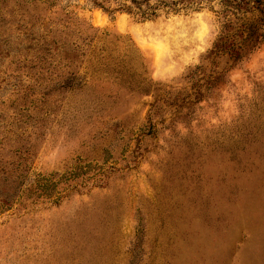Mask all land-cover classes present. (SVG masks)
Wrapping results in <instances>:
<instances>
[{
	"label": "rangeland",
	"instance_id": "1",
	"mask_svg": "<svg viewBox=\"0 0 264 264\" xmlns=\"http://www.w3.org/2000/svg\"><path fill=\"white\" fill-rule=\"evenodd\" d=\"M120 3L0 0V264H264V42L223 71L221 0Z\"/></svg>",
	"mask_w": 264,
	"mask_h": 264
},
{
	"label": "trees",
	"instance_id": "2",
	"mask_svg": "<svg viewBox=\"0 0 264 264\" xmlns=\"http://www.w3.org/2000/svg\"><path fill=\"white\" fill-rule=\"evenodd\" d=\"M96 8L108 12L106 3L120 0H91ZM115 9L129 15H137L142 20H149L157 16L158 8H169L175 11L178 5H184L189 0H122ZM222 9L220 14L223 18L221 33L213 43L205 61L213 67L218 62H223L227 71L247 59L264 42V0H221ZM64 44L56 45L59 52ZM49 45H41V50L49 51ZM55 49V50H56ZM66 57V54H65ZM59 66L64 65L62 55L59 56ZM63 60V61H62ZM70 64V63H69ZM217 76L223 72L216 73ZM52 81L48 91H59L72 88L76 76L69 72L58 75Z\"/></svg>",
	"mask_w": 264,
	"mask_h": 264
}]
</instances>
